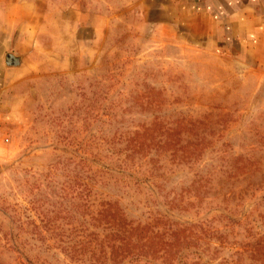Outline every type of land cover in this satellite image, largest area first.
<instances>
[{"label": "rangeland", "instance_id": "374dc122", "mask_svg": "<svg viewBox=\"0 0 264 264\" xmlns=\"http://www.w3.org/2000/svg\"><path fill=\"white\" fill-rule=\"evenodd\" d=\"M147 19L144 0H0V50L24 51L35 69L22 118L0 122V264H93L65 249L99 240L106 200L134 222L170 209L163 220L183 229L228 210L238 190L264 194V66ZM185 145L199 146L192 171ZM237 152L260 169L227 181L218 166ZM126 167L144 174L124 182ZM249 210L228 215H252L261 233ZM207 239L201 257L231 251L210 253Z\"/></svg>", "mask_w": 264, "mask_h": 264}, {"label": "trees", "instance_id": "16d2710c", "mask_svg": "<svg viewBox=\"0 0 264 264\" xmlns=\"http://www.w3.org/2000/svg\"><path fill=\"white\" fill-rule=\"evenodd\" d=\"M185 146L182 147L181 161L188 171H192L200 155L199 146ZM222 152L225 153L223 149L220 150V153ZM241 153H235L236 156L227 165L219 164L221 174L226 177L227 181L236 180L241 175L254 173L260 169V163L256 159H251V157L243 159ZM127 168L119 170V174L123 176L120 179L124 182L126 177H131L129 174L133 171L135 175L131 178L137 179L141 174L147 172L148 175L149 170H155L153 163L145 169L146 171L144 170V173L136 168ZM210 179L208 175V182ZM199 181L201 177L197 176L194 183L200 184ZM259 185L238 190V194H235V204H230L232 205L230 208L233 206L242 208L244 204H249V211L257 209L258 219L254 220L264 226V194L259 193ZM167 202L169 201H166L165 207L170 208L171 205ZM230 208L225 212H219L217 216H208V219L202 217L196 223H191L189 227L182 225L183 229H180V226L177 228L172 222L163 220L171 215L170 209L159 213L148 210L150 217L146 222H134L127 219L125 212L114 202L106 200L95 209V214L101 218L104 226V233L99 240L88 243L89 247L85 251V246H87L85 241L77 243L76 248L73 247L74 244H69L68 249H65L66 254L72 257L76 251L84 254L89 252L86 259H83L82 255H77V258L83 263L87 260L93 264L96 262L91 260L93 258L98 259L97 264H264V230L261 233H253L249 223L252 215L241 211L235 213L238 216L228 215ZM207 220L208 226L206 227ZM213 222L218 223L219 227L214 226ZM192 224H196L195 227ZM194 228L198 229L197 234L192 230ZM206 231H208L207 241L210 253L217 252L218 249L224 247L231 251L218 259L210 256L209 253L208 258L198 255L197 249L200 241L196 242L200 239V233ZM189 233H195L197 238L193 240ZM241 233L244 234V239H237ZM228 240H231V244H228ZM18 261L21 264H28V261L24 259L19 258Z\"/></svg>", "mask_w": 264, "mask_h": 264}, {"label": "crops", "instance_id": "0c3cea01", "mask_svg": "<svg viewBox=\"0 0 264 264\" xmlns=\"http://www.w3.org/2000/svg\"><path fill=\"white\" fill-rule=\"evenodd\" d=\"M144 10L148 22L163 23L192 42H209L216 50L241 53L238 59L244 63L264 66V0H144ZM25 37L22 43L39 46L37 37ZM8 51L20 56L18 65L5 63ZM23 55L12 48L0 50V122L23 116L29 76L35 70Z\"/></svg>", "mask_w": 264, "mask_h": 264}, {"label": "water", "instance_id": "95a60500", "mask_svg": "<svg viewBox=\"0 0 264 264\" xmlns=\"http://www.w3.org/2000/svg\"><path fill=\"white\" fill-rule=\"evenodd\" d=\"M4 61L7 65H18L20 63V56L8 51L4 54Z\"/></svg>", "mask_w": 264, "mask_h": 264}]
</instances>
